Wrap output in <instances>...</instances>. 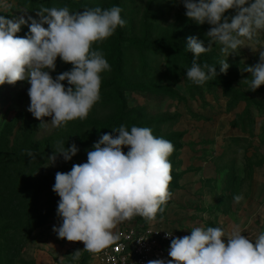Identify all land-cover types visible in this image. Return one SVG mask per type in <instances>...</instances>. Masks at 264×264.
I'll use <instances>...</instances> for the list:
<instances>
[{
  "label": "rangeland",
  "instance_id": "rangeland-1",
  "mask_svg": "<svg viewBox=\"0 0 264 264\" xmlns=\"http://www.w3.org/2000/svg\"><path fill=\"white\" fill-rule=\"evenodd\" d=\"M7 2L12 8L0 9V15L37 20L41 7L67 6L74 13L84 7L119 6L126 24L119 27L120 43L112 35L92 45L103 52L111 70L101 73L100 100L84 120L70 121L63 128L50 123L39 127L40 121L27 110L28 81L0 85V263L59 264L64 256V264H95L83 242L60 239L53 231L62 218L52 216L60 199L52 189L57 172L87 162L88 151L101 136L117 135L113 129L120 125L129 131L132 126L149 127L154 136L172 142V195L154 221L136 216L119 223L114 233L139 226L188 236L195 227L230 232L238 226L242 235L254 240L264 231V85L251 91L244 81L251 74L243 71L259 62L264 31L228 57L218 44L202 54L200 62L216 65L218 74L201 86L186 78L193 56L186 50L187 38L195 36L207 47L206 33L212 26L189 19L182 0ZM224 15L230 22L236 10ZM16 35H30L28 24ZM225 59L230 67L220 73L219 62ZM71 68L57 57L50 75L55 79ZM115 119L117 124L100 129ZM58 140L65 142V148L76 144L79 151L69 161L58 155L51 164L48 157ZM25 150H32L36 158H29ZM123 151L126 154L128 148ZM239 194L244 200L237 204L233 197ZM77 250L81 257L73 261Z\"/></svg>",
  "mask_w": 264,
  "mask_h": 264
},
{
  "label": "clouds",
  "instance_id": "clouds-1",
  "mask_svg": "<svg viewBox=\"0 0 264 264\" xmlns=\"http://www.w3.org/2000/svg\"><path fill=\"white\" fill-rule=\"evenodd\" d=\"M182 2L189 19L212 26L206 33L207 47L195 36L187 38L186 50L193 56L186 78L196 85L202 86L218 74L216 65L200 62L201 55L214 44L228 57L243 47L245 40L251 41L258 31H264V0ZM11 8L7 0H0V9ZM230 9H235L236 15L229 22L224 14ZM121 12L119 6H96L71 13L63 6L41 7L36 12L38 20L0 15V85L28 81L27 110L40 121L39 127L50 123L53 128H63L70 121L86 119L100 100L101 73L111 70L103 52L92 45L125 26ZM25 24L30 35L17 36ZM57 57L72 68L53 79L50 72L56 69ZM229 67L227 59L220 60V73H227ZM243 71L251 74L244 80L251 91L264 85V50L259 51V62ZM45 117H51L50 122H45ZM113 131L117 135L105 133L93 145L87 162L74 164L69 172H57L52 189L60 198L57 214L62 218L53 231L60 239L83 242L84 251L93 254L119 239L113 231L119 223L136 216L154 221L172 195V142L154 136L149 127L132 126L129 131L120 125ZM124 147L128 148L126 154ZM25 151L29 158H36L32 150ZM78 151L76 144L65 148V142L58 140L48 159L54 164L59 155L69 161ZM233 200L238 204L244 196L235 195ZM171 235L166 233V237ZM168 256L171 259L167 262L155 259L147 264H264V231L251 240L238 226L230 232L221 227H195L191 235L171 240ZM80 257V250L72 254L73 261ZM59 264H64V256H60Z\"/></svg>",
  "mask_w": 264,
  "mask_h": 264
},
{
  "label": "built area",
  "instance_id": "built-area-1",
  "mask_svg": "<svg viewBox=\"0 0 264 264\" xmlns=\"http://www.w3.org/2000/svg\"><path fill=\"white\" fill-rule=\"evenodd\" d=\"M162 229L133 226L117 233L119 239L98 254H94L95 264H147L149 260L171 259L168 256L171 240L184 237L176 232L166 237Z\"/></svg>",
  "mask_w": 264,
  "mask_h": 264
},
{
  "label": "trees",
  "instance_id": "trees-1",
  "mask_svg": "<svg viewBox=\"0 0 264 264\" xmlns=\"http://www.w3.org/2000/svg\"><path fill=\"white\" fill-rule=\"evenodd\" d=\"M116 1H117V0H116ZM113 35H115V36L117 37L118 42L120 43V42H121V31H120L119 27L117 28L116 32H115ZM117 48L120 49L119 46H118ZM120 53H121V51H118V54H117V56H116V61H117V63H119V61H120V56H119ZM118 122H119L118 119H115V120L109 122L106 126L100 125V129H102V130H103V129H107V128H109L111 125H113V124H117ZM1 141H2V139L0 138V142H1ZM57 208H58V207H56V209L54 210V213H53L52 216H56V215H57ZM0 264H2V263H0ZM9 264H11V263H9Z\"/></svg>",
  "mask_w": 264,
  "mask_h": 264
}]
</instances>
